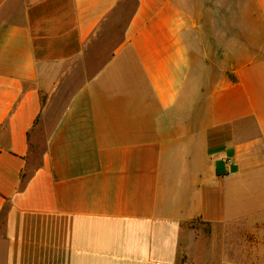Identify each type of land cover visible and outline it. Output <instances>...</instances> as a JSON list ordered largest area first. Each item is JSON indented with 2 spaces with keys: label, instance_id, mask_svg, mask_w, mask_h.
Segmentation results:
<instances>
[{
  "label": "crops",
  "instance_id": "0c3cea01",
  "mask_svg": "<svg viewBox=\"0 0 264 264\" xmlns=\"http://www.w3.org/2000/svg\"><path fill=\"white\" fill-rule=\"evenodd\" d=\"M263 236L264 0H0V264H250Z\"/></svg>",
  "mask_w": 264,
  "mask_h": 264
},
{
  "label": "rangeland",
  "instance_id": "374dc122",
  "mask_svg": "<svg viewBox=\"0 0 264 264\" xmlns=\"http://www.w3.org/2000/svg\"><path fill=\"white\" fill-rule=\"evenodd\" d=\"M209 76L210 75H205L203 77L205 79ZM254 246L255 245H253V248L251 250V260L249 261L250 264H264V238L261 244L256 243V248Z\"/></svg>",
  "mask_w": 264,
  "mask_h": 264
}]
</instances>
